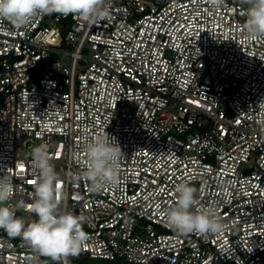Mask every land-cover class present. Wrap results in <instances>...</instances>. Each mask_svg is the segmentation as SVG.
<instances>
[{
	"label": "built area",
	"instance_id": "1",
	"mask_svg": "<svg viewBox=\"0 0 264 264\" xmlns=\"http://www.w3.org/2000/svg\"><path fill=\"white\" fill-rule=\"evenodd\" d=\"M107 3L94 23L58 13L19 29L4 22L0 175L12 177L9 206L35 219L18 205L32 202L39 175L28 149L45 145L61 206L84 217L88 235L67 264H264V38L247 36V6ZM104 129L123 157L116 185L93 191L84 149ZM182 181L222 232L178 236L167 225ZM0 264L48 263L0 229Z\"/></svg>",
	"mask_w": 264,
	"mask_h": 264
},
{
	"label": "clouds",
	"instance_id": "2",
	"mask_svg": "<svg viewBox=\"0 0 264 264\" xmlns=\"http://www.w3.org/2000/svg\"><path fill=\"white\" fill-rule=\"evenodd\" d=\"M220 6L225 0H209ZM245 9V30L249 39L264 38V0H239ZM107 0H0V31L6 30L7 21L15 28L27 27L37 16L58 13L63 16L78 15L89 22L107 17ZM86 171L83 179L91 181L93 191H100L117 183L122 149L104 130L85 145ZM32 166L39 175L34 185L31 203L18 205L35 219L16 215L9 202L14 196L11 175H0V229L9 237H20L34 251L54 261L79 254L88 238L84 231V217L62 208L63 196L57 185L61 184L55 166L51 163L45 145L32 149ZM81 177H76L80 179ZM175 204L165 209L167 225L178 235H209L222 232L225 225L219 217L197 207V189L182 181L175 186Z\"/></svg>",
	"mask_w": 264,
	"mask_h": 264
},
{
	"label": "rangeland",
	"instance_id": "3",
	"mask_svg": "<svg viewBox=\"0 0 264 264\" xmlns=\"http://www.w3.org/2000/svg\"><path fill=\"white\" fill-rule=\"evenodd\" d=\"M33 148L28 149L29 152L32 151ZM45 260L47 261L48 264H58L61 263V260L58 261H54L52 260L50 257H45ZM71 261V264H77L81 261H84L83 264H107L105 261L103 260H95V259H86V260H79V261Z\"/></svg>",
	"mask_w": 264,
	"mask_h": 264
},
{
	"label": "snow or ice",
	"instance_id": "4",
	"mask_svg": "<svg viewBox=\"0 0 264 264\" xmlns=\"http://www.w3.org/2000/svg\"><path fill=\"white\" fill-rule=\"evenodd\" d=\"M58 187H60V185H57Z\"/></svg>",
	"mask_w": 264,
	"mask_h": 264
}]
</instances>
